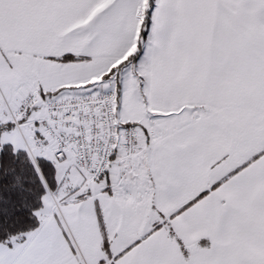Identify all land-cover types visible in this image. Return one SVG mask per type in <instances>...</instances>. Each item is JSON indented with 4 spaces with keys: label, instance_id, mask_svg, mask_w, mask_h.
<instances>
[{
    "label": "snow or ice",
    "instance_id": "1",
    "mask_svg": "<svg viewBox=\"0 0 264 264\" xmlns=\"http://www.w3.org/2000/svg\"><path fill=\"white\" fill-rule=\"evenodd\" d=\"M0 264H264V0H0Z\"/></svg>",
    "mask_w": 264,
    "mask_h": 264
}]
</instances>
